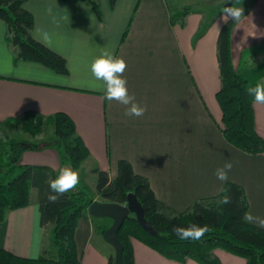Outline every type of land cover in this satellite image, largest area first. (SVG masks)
Returning <instances> with one entry per match:
<instances>
[{"label":"crops","instance_id":"1","mask_svg":"<svg viewBox=\"0 0 264 264\" xmlns=\"http://www.w3.org/2000/svg\"><path fill=\"white\" fill-rule=\"evenodd\" d=\"M98 1L102 19L85 0L24 4L35 19V39L66 58L68 74L38 62H15L6 41V23L0 20V120L30 110L45 115L65 112L90 151L77 169L82 175L99 169L114 179L120 160H127L137 174L149 178L158 199L178 211L235 182L246 191L248 213L264 217V153L251 155L227 141L217 99L221 87L217 45L226 24L233 26L236 68L249 82H264V60L243 68L248 54L264 44V0H118L114 8L109 0ZM229 2L244 13L223 23L222 11ZM185 6L195 9L188 25H174L172 13ZM44 32L50 42L43 41ZM103 49L126 60L129 94L147 106L143 116H127L124 105L105 98L103 82L91 73V63ZM254 112L256 130L264 138V104L255 102ZM226 161L232 169L228 180L221 182L215 170ZM20 163L62 168L53 147L25 151ZM112 224L110 218L90 214L79 220L80 264L109 263L114 248L101 228ZM52 234V226L40 224L39 194L31 193L29 206L10 211L0 222V248L27 258L53 254ZM133 246L138 264H199L169 260L139 240H133ZM216 253L222 264H247L224 250Z\"/></svg>","mask_w":264,"mask_h":264},{"label":"trees","instance_id":"2","mask_svg":"<svg viewBox=\"0 0 264 264\" xmlns=\"http://www.w3.org/2000/svg\"><path fill=\"white\" fill-rule=\"evenodd\" d=\"M27 0H0V20L7 26L6 41L15 62L41 63L60 74H68L65 57L34 37L35 19L24 4ZM92 11L102 19V8L98 0H85ZM114 8L118 0H109ZM192 6L174 11V25L186 27L194 13ZM233 26L222 27L217 45L221 87L217 93L223 111L220 124L228 142L242 151L258 155L264 153V138L256 130L255 99L247 89L257 83L249 82L236 68L232 53ZM261 51V52H260ZM264 53V44L251 52L243 62L244 68L264 60L256 57ZM51 129L53 137L47 139ZM14 134L28 135L31 139H19ZM55 148L62 167L79 169L90 157V151L77 132L74 120L65 112L45 115L38 111H26L7 119L0 125V222L12 210L24 208L31 203L33 188L39 190L40 224L52 226L55 253H44L37 258L18 256L0 248V264H80L76 243V230L81 218L89 216L90 205L98 199L127 205L128 194L133 192L142 203L147 220L157 230L151 234L143 228L133 214L119 231L124 246V264H138L135 260L133 240H139L164 256L179 263L193 260L199 264H222L216 251L224 250L246 259L247 264H264V228L246 221L250 204L243 186L228 182L222 192L203 197L184 211H178L158 199L148 177L137 174L132 164L120 160L119 173L112 179L107 171L96 169L98 182L96 192L90 187L66 192L56 202H50L49 181L58 174L49 167L22 164V154L27 150ZM227 196L228 204L218 201ZM207 225L208 232L199 241L182 240L173 231L174 227ZM109 226H103L104 235ZM108 264H116V256L109 257Z\"/></svg>","mask_w":264,"mask_h":264},{"label":"clouds","instance_id":"3","mask_svg":"<svg viewBox=\"0 0 264 264\" xmlns=\"http://www.w3.org/2000/svg\"><path fill=\"white\" fill-rule=\"evenodd\" d=\"M51 9H49V12ZM244 13L241 7H234L232 4L224 7L222 11L221 21L227 23L229 20H238ZM42 39L50 42V36L47 32L42 33ZM127 68L126 60L115 55L112 51L103 49L101 53L91 63L92 76L97 81L103 82V91L108 101H117L125 106V115L140 117L147 111V106L140 104L134 94H129L127 79L124 72ZM247 91L254 96L255 102L264 104V82L257 83L255 87L248 88ZM232 169V163L226 161L223 166L215 170V175L221 182L228 180V173ZM79 172L71 166H65L59 169V174L49 181L51 190L48 199L50 202H56L58 198L66 192L75 189L79 184ZM220 204L230 203L227 196L222 197ZM250 223H258L264 227V217H256L251 213H245L243 217ZM173 231L182 240L199 241L208 232L207 225L198 226L195 224L188 227H174Z\"/></svg>","mask_w":264,"mask_h":264},{"label":"water","instance_id":"4","mask_svg":"<svg viewBox=\"0 0 264 264\" xmlns=\"http://www.w3.org/2000/svg\"><path fill=\"white\" fill-rule=\"evenodd\" d=\"M230 4H232V2H229L227 5ZM88 210L89 214L94 218L106 217L113 220V224L105 231L104 238L116 250V264H124V246L120 241L118 234L128 217L134 214L145 230L151 234L158 233L153 225L147 220L144 207L137 195L133 192L128 194L127 205L95 200Z\"/></svg>","mask_w":264,"mask_h":264},{"label":"rangeland","instance_id":"5","mask_svg":"<svg viewBox=\"0 0 264 264\" xmlns=\"http://www.w3.org/2000/svg\"><path fill=\"white\" fill-rule=\"evenodd\" d=\"M261 52V51H260ZM263 54L264 53H257L256 54V57L257 58H259V59H261L262 57H263ZM248 56H249V58L251 59V53H249L248 54ZM243 68H244V66H243ZM242 75V74H241ZM6 121V120H5ZM5 121H1L0 120V125L1 126H3V123L5 122ZM14 137H17V138H19V139H31V137H29L28 135H25V136H22V135H18V134H14ZM53 137V133H52V131H51V129L49 130V133H48V136H47V139H51ZM45 148H47V147H45ZM27 151H36V150H27ZM23 155V154H22ZM21 159H22V157H21ZM20 159V160H21ZM52 171H54L55 173H57V174H59V171H56V170H54V169H51ZM79 178H80V180H79V184H78V186H79V188H83L84 187V185H86V184H88L90 187H91V190H92V192L93 193H95L96 192V186H97V182H98V174L97 173H85L84 175H82L81 173H79ZM77 186V187H78ZM79 188H75V189H79ZM95 188V189H94ZM32 193H33V196L34 197H36L38 194H39V190L37 189V188H33L32 189ZM98 201H100V200H98ZM114 248V247H113ZM113 256H116V250H115V248H114V251H113V254H112Z\"/></svg>","mask_w":264,"mask_h":264}]
</instances>
